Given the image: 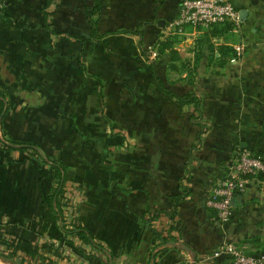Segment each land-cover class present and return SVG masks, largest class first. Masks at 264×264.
<instances>
[{"label": "crops", "instance_id": "1", "mask_svg": "<svg viewBox=\"0 0 264 264\" xmlns=\"http://www.w3.org/2000/svg\"><path fill=\"white\" fill-rule=\"evenodd\" d=\"M2 1L7 240L15 227L25 240L35 235L38 263L67 264L56 251L69 247L77 264H229L212 257L223 244L264 253L260 176L240 182L229 223L206 206L239 150L264 162V0H232L247 20L212 29L176 28L183 0H101L97 36L118 34L97 42L86 16L96 0ZM153 71L175 95H196L201 112L162 92ZM56 166L69 201L62 221L43 209ZM184 184L190 192L175 220L161 214L149 227L144 216L170 211ZM80 226L94 244L72 234ZM170 228L176 245L156 235Z\"/></svg>", "mask_w": 264, "mask_h": 264}, {"label": "built area", "instance_id": "2", "mask_svg": "<svg viewBox=\"0 0 264 264\" xmlns=\"http://www.w3.org/2000/svg\"><path fill=\"white\" fill-rule=\"evenodd\" d=\"M5 4L0 0V11ZM240 12L232 0H183L179 17L174 26L183 29L193 26L212 29L230 25L238 28L242 25ZM244 46L236 48L235 63L243 54ZM264 175V162L246 151L239 150L228 168L227 175L219 180L206 206L216 212L220 223H229L234 216L233 200L239 193L240 182L249 177ZM214 259L226 258L229 264H264V253L247 254L246 247L234 244H223L212 254Z\"/></svg>", "mask_w": 264, "mask_h": 264}, {"label": "trees", "instance_id": "3", "mask_svg": "<svg viewBox=\"0 0 264 264\" xmlns=\"http://www.w3.org/2000/svg\"><path fill=\"white\" fill-rule=\"evenodd\" d=\"M51 2L52 0H49V3ZM100 10H101V0H96L94 6L91 8L86 7V16L92 26L91 38L96 42L101 40L102 38L118 34V32H111L105 34L101 38L97 36V27H98L97 15L99 14ZM230 30L231 27H228L227 31ZM122 33L126 34L127 32H122ZM230 53H233V50H231ZM153 77L155 83L162 92L175 98L182 106L194 104L197 108V111L201 112V101L196 95L190 94L186 96H177L174 93L164 88L161 80L157 77L155 71H153ZM4 110H5V95L3 92L0 91V117L4 113ZM55 171L58 180V186L55 193L43 197V209L46 212L53 215L55 218H58V221L60 220L62 221L64 219V213L62 208L69 206V201H67L65 198L66 177L64 176L61 167L56 166ZM260 180L264 182V175H260ZM189 182L190 180H187L186 184L187 183L189 184ZM182 188L185 193L184 195L174 196L170 198V203L172 205V209L170 211L162 212V213L159 212L151 216L146 214L144 216L143 220L149 227H151V222L156 220V218H158L161 214L166 215L167 218L172 222L175 220L180 204L183 201H185L186 196L190 192L189 188H187L185 184L184 186H182ZM62 229L63 231L67 232L65 227H63ZM172 231H174L173 228L172 229L170 228V230L165 235L161 234L160 232H156V235L162 243L167 244L171 242H176L178 239H175L172 236ZM7 232L10 235L11 239L7 240L5 234L0 232V248L2 245H4L5 250L9 251L10 254L15 257H23L25 259L26 256L32 258V260L33 259L36 260L39 257V250L36 247H33V242L36 239L35 235H32L31 239L25 240L23 238L24 235L23 230L19 229L18 227L12 228L9 231L7 230ZM84 232L85 231L81 226L74 227L72 230V234H76L82 241L87 243L92 242L94 244L95 243L94 239L91 237L88 238ZM42 249L47 252L53 251V249L50 248L47 244H44ZM56 253H58V255L61 254L60 251L58 252L56 251ZM46 260L47 259L42 260L41 264H43V261Z\"/></svg>", "mask_w": 264, "mask_h": 264}, {"label": "rangeland", "instance_id": "4", "mask_svg": "<svg viewBox=\"0 0 264 264\" xmlns=\"http://www.w3.org/2000/svg\"><path fill=\"white\" fill-rule=\"evenodd\" d=\"M69 214V213H68ZM70 215V214H69ZM64 257H61V256ZM75 252L71 250V247L66 248L65 250H62L61 254L58 255L60 256L61 259H67L66 263L67 264H77L76 262V256ZM0 264H41L38 263V261L34 260H26L23 257H15L10 254L9 251H6L5 248H0ZM43 264H61V260H52V259H47L46 261H43Z\"/></svg>", "mask_w": 264, "mask_h": 264}, {"label": "water", "instance_id": "5", "mask_svg": "<svg viewBox=\"0 0 264 264\" xmlns=\"http://www.w3.org/2000/svg\"><path fill=\"white\" fill-rule=\"evenodd\" d=\"M240 17H241L242 21H246L247 20V12L246 11H241L240 12ZM238 200H239V197L235 198L233 200V202H232L233 205H235V203L238 202ZM171 245H176V244L175 243H171Z\"/></svg>", "mask_w": 264, "mask_h": 264}]
</instances>
